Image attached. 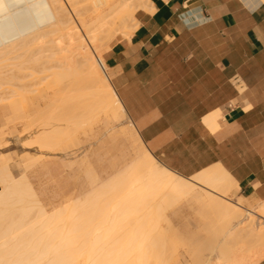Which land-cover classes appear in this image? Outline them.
Masks as SVG:
<instances>
[{
    "label": "bare ground",
    "instance_id": "6f19581e",
    "mask_svg": "<svg viewBox=\"0 0 264 264\" xmlns=\"http://www.w3.org/2000/svg\"><path fill=\"white\" fill-rule=\"evenodd\" d=\"M150 4L151 0H0V66L7 61L12 64L9 60L22 58L26 52V58V54L31 56L26 66L30 61L41 63L45 59L41 65L50 66L45 70H54L51 78L46 76V86L55 90L52 100L118 99L110 83L105 54L116 37H131L139 26L138 13L149 10ZM99 58L106 69L101 68ZM2 70L0 90L6 85L5 91L9 90L12 99L18 95V87L22 95L26 84L22 83L23 71L19 70L20 75L11 69L9 77ZM29 82L32 91L35 83ZM9 93H2L0 101L8 100V96L10 99ZM14 98L8 100L12 109L15 105L20 108L23 95L21 102L17 96L19 103L15 104ZM103 108H86L89 111L81 114L80 124ZM58 109L49 108V120L36 123L43 121L42 126L47 127ZM12 111L17 115V108ZM71 130L57 127L54 139L44 132L36 139L41 148L48 149L58 142L60 133L66 135ZM4 156L6 153L0 151V164ZM6 165H0V264H179L174 263L178 248L175 242L171 244L175 240L169 239L171 219L167 211L200 186L198 181L206 185L208 196L199 209L210 233L209 247L205 248L209 253L190 249L195 251L188 255L191 264H248V257L251 263L252 257L264 261V225L255 219L264 220V202L256 211L246 208L243 200L230 198L238 185L220 164L194 174L192 182L168 171L147 153L145 178L132 180L127 194L119 181H114L50 212L27 176L15 177ZM164 222L169 228H162Z\"/></svg>",
    "mask_w": 264,
    "mask_h": 264
},
{
    "label": "crops",
    "instance_id": "0c3cea01",
    "mask_svg": "<svg viewBox=\"0 0 264 264\" xmlns=\"http://www.w3.org/2000/svg\"><path fill=\"white\" fill-rule=\"evenodd\" d=\"M149 7L138 13L131 37L117 39L105 54L118 99H51L42 119L49 120V108L60 109L43 132L54 139L57 127L72 130L60 133L48 149L64 151L77 127L101 112L118 121L128 115L124 135L130 130L135 136L133 161L105 179L90 165L87 192L119 181L127 194L132 180L145 178L150 153L192 182L194 174L220 164L238 185L235 200L259 206L264 202V0H151ZM95 106L104 108L80 124L81 114ZM198 184L183 198L200 208L208 196L206 185Z\"/></svg>",
    "mask_w": 264,
    "mask_h": 264
},
{
    "label": "rangeland",
    "instance_id": "374dc122",
    "mask_svg": "<svg viewBox=\"0 0 264 264\" xmlns=\"http://www.w3.org/2000/svg\"><path fill=\"white\" fill-rule=\"evenodd\" d=\"M47 27L49 26H46V28ZM58 37V35L54 36L55 39ZM120 38L122 37H116L111 43ZM25 53L23 54L22 58H19L21 59L20 62L19 59H13L12 61L9 60L12 62V64H9L7 61V65L4 63V66H0V71L3 69L4 71L2 70V72L5 74L6 70L8 74L6 73L5 75L9 77L12 73L9 71L11 69L12 71L15 69L20 73V75L21 71H23L24 74L22 73L21 75L23 76L22 83H26L23 84L24 88H22V102L20 100L22 97V95H20L21 88L15 87V91H19V93L16 95V97L14 96L15 98L12 96L15 99V104L19 103V101L21 102V104L19 103V105H21L20 108L19 106L16 107L18 112H16V108H14L16 105L13 106L12 109L11 105L13 104L12 102L10 103V101H8H13V98L11 99V93H9V90L5 91L6 85L4 86V90H0V95L2 93L3 96L5 94L7 96V93L10 95V99L8 96V100L0 101V132L2 134L4 133V136L0 134L1 137L3 136L2 139L0 138L2 143V147L0 146V151L3 153H8L7 156L2 157L4 160H2L0 165L2 166L4 164L5 166L7 163L10 171L17 178L21 175L27 176V178L32 181L33 186L39 193V196L46 209L50 212L56 207L69 204L74 198L80 196L83 192H87L92 188L90 178L88 177L90 165L93 166L94 172L99 175L101 179H105L109 175L124 167L126 164H129L131 161H133L135 156L134 150L136 148L135 136L131 134L130 130L124 135V129L128 128L130 123L128 115H126L125 119L118 121L115 119L113 114L109 116V112H101L94 119L77 127L74 139H71L67 144L64 145L67 146L64 151L54 152L50 149L41 148L37 142L38 138L36 139V136H39V133L41 135L45 129L42 126L43 121L39 123L36 122L43 118L40 113L55 94L54 89H49V85L46 86L47 82L49 83V78L46 79V76L51 78L53 76L54 70H45L46 66L50 67L48 63L45 64V67H43L44 64L41 65L44 63L43 61H45V59H42L41 63L39 61L37 63L30 61V65H33V67H31L29 63H27L26 66V61L28 60L29 62V60H31V56L29 57L28 54H26V58ZM29 55H31V53H29ZM46 61L48 62L47 59ZM13 63L17 64L12 66ZM20 64H23L20 67L21 69L19 68ZM8 65H11V69H9ZM16 66L17 68H15ZM39 67H41V69H39ZM16 71H14V74H16ZM36 72L41 74L37 75ZM7 76L5 78H7ZM44 77L46 82L43 79ZM37 79L39 81L42 79V81L44 80L45 83L41 82L40 84L37 82ZM29 80H31L32 83L34 82L35 85L37 84L36 86L33 85L35 88L32 87V91L29 88ZM32 83L30 84L31 86ZM8 87L11 89L12 85L9 84ZM19 95L21 96L20 98ZM17 96L19 101H17ZM14 109L16 112L15 114L17 115H12L14 112L12 110ZM19 109L21 112H19ZM18 115H20V117ZM11 116H16L15 120L13 117L7 120V118ZM21 116L24 119H22ZM9 120L10 122H8ZM58 126H65V123H62ZM51 128L52 127H49L47 130H50ZM88 159L91 161H88ZM197 192L203 193V190L197 189ZM233 195L235 194L232 193L230 198H238ZM191 200L192 199L190 197H185L178 202L177 206L171 212L168 211V213L170 212L171 219L170 228L165 224V222L162 225L163 229L166 226L167 227L165 229H171L169 236L172 238L169 237V239H174L175 241H172L171 244L173 245V242H175L174 246H177L178 248V255L175 258L174 263H193L192 258H190L188 255L189 253L195 252L199 248L205 250L202 252L207 254L209 253V251L206 249L209 247L210 233L205 227V218L201 215L199 208ZM245 206L254 207L258 206V203L252 206ZM259 208H261V204L258 206V208L256 207L255 210L257 211ZM258 213L261 212L258 211ZM244 215H246V212ZM207 218L209 217L207 216ZM255 219H257L256 221L260 223V225H264V220L259 219L258 217ZM207 220H210V218ZM201 246H203V248H201ZM190 249L195 251L191 250L190 252ZM250 258L251 257H248V260L246 261L249 262L248 264L252 262L249 260ZM252 258L255 264H264V261L260 263L259 261H256L258 258ZM213 259H216V257L213 256Z\"/></svg>",
    "mask_w": 264,
    "mask_h": 264
},
{
    "label": "built area",
    "instance_id": "2783aa9c",
    "mask_svg": "<svg viewBox=\"0 0 264 264\" xmlns=\"http://www.w3.org/2000/svg\"><path fill=\"white\" fill-rule=\"evenodd\" d=\"M98 62H99V64H100V66H101L102 69H106L105 62L102 59L99 58L98 59Z\"/></svg>",
    "mask_w": 264,
    "mask_h": 264
}]
</instances>
